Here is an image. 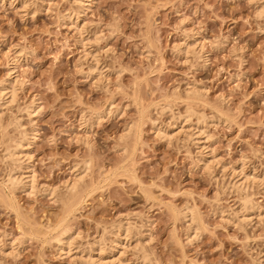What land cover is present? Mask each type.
I'll return each mask as SVG.
<instances>
[{
  "label": "rangeland",
  "instance_id": "obj_1",
  "mask_svg": "<svg viewBox=\"0 0 264 264\" xmlns=\"http://www.w3.org/2000/svg\"><path fill=\"white\" fill-rule=\"evenodd\" d=\"M85 1L0 0V264H264V0Z\"/></svg>",
  "mask_w": 264,
  "mask_h": 264
},
{
  "label": "bare ground",
  "instance_id": "obj_2",
  "mask_svg": "<svg viewBox=\"0 0 264 264\" xmlns=\"http://www.w3.org/2000/svg\"><path fill=\"white\" fill-rule=\"evenodd\" d=\"M78 4H80V5H82L83 6V4H85V0H75ZM83 1H85V2H83ZM88 1V0H87ZM89 1H91V0H89ZM77 15H78V13H77ZM65 16V15H64ZM75 16H76V14H75ZM78 17V16H77ZM62 18V17H61ZM66 19V18H65ZM79 19V18H78ZM186 30V29H185ZM184 42V41H183ZM182 42V43H183ZM186 42V41H185ZM181 43V44H182ZM197 43V42H196ZM185 44V43H184ZM189 44V43H188ZM187 44V45H188ZM189 47V46H188ZM188 47H187V50H188ZM191 47V46H190ZM183 48V50H184V47H182ZM193 49H195V48H193ZM198 49V48H197ZM182 50V49H181ZM200 52V51H199ZM202 52V51H201ZM195 54H196V52H195ZM199 54V53H198ZM197 54V55H198ZM200 56V55H199ZM14 66V65H13ZM16 66V65H15ZM93 69V68H92ZM10 79V78H9ZM16 79V78H15ZM1 81H3V80H1ZM15 83V82H14ZM1 84V83H0ZM15 85L13 84V82L12 81H10V80H7V81H4V83H2L1 84V86H0V101L1 100H14V97H15V95H16V90H15V87H14ZM10 102V101H9ZM8 102V103H9ZM5 104V103H4ZM33 106V108L31 107V110L30 111H28L30 114H31V112L32 113H36L37 112V105H32ZM36 111V112H35ZM189 113V112H188ZM1 116V115H0ZM17 118H18V116H17ZM177 120V119H176ZM16 122H18V121H16ZM18 124V123H17ZM199 124V123H198ZM19 125H22V124H20V122H19ZM200 130L201 131H203V128L201 129L200 128ZM161 132V131H160ZM204 132V131H203ZM21 134V133H20ZM24 134H26V133H24ZM165 134H167L166 133V131L163 133V135H165ZM168 135V134H167ZM170 135V134H169ZM34 136V135H33ZM86 141H87V139H86ZM16 143V142H15ZM18 145H16L17 147H15L16 149H12V151H9V149H8V153H9V155H11V156H8V157H10V158H12L13 160H15V161H20V158H18V155L21 157V155L20 154H18L17 155V150H19V147L20 146H22V144L19 142V143H17ZM23 147V146H22ZM7 151V150H6ZM21 153V152H20ZM17 155V156H16ZM26 155V154H25ZM16 156V158H14ZM24 156V155H23ZM25 157V156H24ZM26 157L28 158V160H30L29 159V157H30V155H26ZM22 158V157H21ZM31 158V157H30ZM215 159V158H214ZM22 160V159H21ZM201 162H203V161H201ZM204 162H206V161H204ZM21 163H23V162H21ZM207 163H208V161H207ZM205 164L206 163H204V167H205ZM208 165V164H207ZM206 165V166H207ZM27 166H29V165H27ZM216 166V165H215ZM208 167V166H207ZM15 168V167H14ZM14 168H13V171H11L12 173H10L9 172V176H8V181L13 185V184H20L21 186H23V188L25 187H27V188H29L30 189V187H33V184H34V182H33V178H34V176H33V171L31 170V167H29L30 169H28L27 167V169L25 170V171H23L21 174H19L18 173V171L19 170H17L16 168H15V170H17V173L15 172V173H13L14 172ZM21 168V166L20 167H18V169H20ZM209 168V167H208ZM22 169V168H21ZM239 169H241V168H239ZM234 170V169H233ZM236 170V169H235ZM30 171H32V172H30ZM237 171V170H236ZM236 174V173H235ZM237 174H239V176H241V178L242 179H240L241 181H237V182H235L234 183V186H236L237 188H241L243 185H246V182L245 181H247V180H250L249 179V176H251V175H249V174H247V173H245V172H243V169H241ZM83 175H84V173H83ZM253 176V175H252ZM254 176L257 178V176L254 174ZM36 177V176H35ZM82 177V175H80V177H79V175L77 176V181L79 180V178H81ZM250 178H252V177H250ZM7 179H6V181H7ZM253 179V178H252ZM251 179V180H252ZM263 180V179H262ZM77 181H73V183H71L70 181H67V183H68V187H69V189H71L72 191H71V193L73 192V190L76 188V185H77ZM253 181V180H252ZM9 182H7V183H9ZM10 183H9V185H10ZM250 183V182H249ZM11 185V186H12ZM231 185V184H230ZM248 185V184H247ZM246 185V186H247ZM262 185H263V183H262ZM245 186V187H246ZM252 186V185H251ZM244 187V188H245ZM24 188V189H25ZM33 188H35V187H33ZM243 188V187H242ZM241 188V189H242ZM32 191V190H31ZM70 191V190H69ZM54 192V191H53ZM245 192V191H244ZM244 197V196H243ZM247 197V196H246ZM251 201V200H250ZM248 202V201H247ZM248 207V206H247ZM249 207H251L250 206V203H249ZM245 208H246V204H245ZM248 209V208H247ZM247 209H244V210H247ZM184 211V210H183ZM190 212V211H189ZM190 213H192V212H190ZM193 214V213H192ZM190 216H193V215H191V214H189ZM236 215V214H235ZM194 217V216H193ZM243 217V216H242ZM128 226H126V224H124V223H120V224H118L117 225V227H116V231L118 232L119 230H124L123 232L124 233H126V230L128 229L129 230V228H127ZM69 231V230H68ZM116 232V233H117ZM65 233H67V232H65ZM65 233H63V234H65ZM73 234V233H72ZM72 234H66V235H60V236H63V237H60L59 236V239L60 240H58V242L60 243V247H63V248H65L64 246H66V248L67 249H71V239L70 238H72V239H74V237H73V235ZM78 234V233H77ZM119 233H117V235H118ZM121 236V235H120ZM123 236V235H122ZM127 235L125 234V237H126ZM58 239V238H57ZM99 242V241H98ZM11 243V242H10ZM74 244V243H73ZM117 245V244H116ZM90 246V245H89ZM119 246H120V244H119ZM97 247V246H96ZM98 247L100 248V249H98L99 250V252H100V250H102V248L100 247V245H98ZM76 248V247H75ZM61 249V248H60ZM78 249V248H77ZM141 249V248H140ZM94 248L93 249H91L90 251H89V253H88V255H87V257H86V259L85 260H87V261H91V262H97L98 260L97 259H99V258H96L95 256H94ZM98 250H96V251H98ZM60 251V250H59ZM69 251V250H68ZM91 251H93V253L91 252ZM104 251V250H103ZM70 252H71V250H70ZM102 252V251H101ZM124 252V251H123ZM113 254V253H112ZM76 257V256H75ZM83 257V256H82ZM81 257V258H82ZM147 257V256H146ZM83 259V258H82ZM109 260L108 261H110V263L111 264H120V263H122L121 262V259H120V257L119 256H113L112 255V257L111 258H108ZM102 260V259H101ZM149 260V259H148ZM98 262H100V261H98ZM109 263V262H108ZM107 263V264H108ZM95 264V263H94Z\"/></svg>",
  "mask_w": 264,
  "mask_h": 264
}]
</instances>
